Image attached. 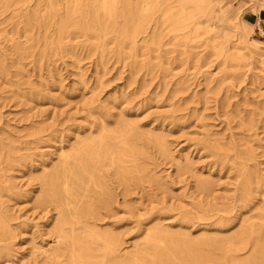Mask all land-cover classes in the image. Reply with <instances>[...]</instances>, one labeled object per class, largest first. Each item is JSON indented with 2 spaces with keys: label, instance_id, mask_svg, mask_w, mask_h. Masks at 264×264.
Wrapping results in <instances>:
<instances>
[{
  "label": "rangeland",
  "instance_id": "obj_1",
  "mask_svg": "<svg viewBox=\"0 0 264 264\" xmlns=\"http://www.w3.org/2000/svg\"><path fill=\"white\" fill-rule=\"evenodd\" d=\"M68 1L55 0L50 14L48 0H0V12L4 3L10 4L0 15L5 69L0 74V185L2 201L15 215L14 226L20 224L15 257L0 264L28 263L33 246L51 243L53 236L46 231L53 229L55 212L36 205L38 179L60 166L62 151L72 153L99 137L102 123L114 131L135 124L133 128L142 135L138 146L148 152L139 159L146 175L140 181L131 178L122 184L117 168L106 164L105 176L116 202L113 214L103 212V220L98 221L102 231L112 230L126 246L145 245L148 228L158 224L178 238L191 234L199 242L232 234L239 227L238 219L225 226L210 216L200 219L190 196L195 173L210 174L220 196L234 193V171L217 162L210 144L232 148L231 161H237L236 152L254 150L252 165L264 174V65L247 47L241 46L244 59L231 62L218 58L205 41L176 45L175 39L164 37L168 30L160 13L153 14L136 47H119L118 29L125 26L122 16L109 25L113 32L103 39L82 31L83 18L71 17L61 42L59 26L69 14ZM132 3L128 11L142 8L141 0ZM222 3L230 10L244 4L242 20L255 27L251 41L264 59V33L260 32V27L264 31V0ZM128 16L138 17L137 13ZM155 34L161 35L155 39L161 48L151 44ZM179 85L182 89L177 91ZM149 133L162 134L177 158L189 156L194 163L192 175L180 176L147 139ZM153 176H161L164 187ZM10 183L15 188L7 191L4 188ZM231 202L232 198L228 205ZM178 204L191 213L189 219L179 210L164 209ZM240 213L250 214L245 209Z\"/></svg>",
  "mask_w": 264,
  "mask_h": 264
},
{
  "label": "bare ground",
  "instance_id": "obj_2",
  "mask_svg": "<svg viewBox=\"0 0 264 264\" xmlns=\"http://www.w3.org/2000/svg\"><path fill=\"white\" fill-rule=\"evenodd\" d=\"M132 1L69 0L65 6L69 14L59 26V41L62 42L68 34L66 28L71 17L83 18L86 28L75 26L85 33H97V37L103 39L113 32L109 25L115 24L122 16L125 26L118 29L119 47H136L138 36L147 32L153 14L160 13L161 23L168 30L164 37L175 39L176 45L205 41L216 50L218 58L231 62L244 59L241 46L247 47L254 59L264 65L258 46L251 41L255 27L242 20V3L230 10L222 3L223 0H141L142 8L129 12L127 9L134 6ZM48 3L51 14L55 10V0H48ZM3 5L5 8L0 15L10 8L9 3ZM261 8L264 10V3ZM85 9L89 11L79 14ZM134 13L138 15L136 19L128 16L131 14L133 17ZM142 15H147V18L143 19ZM44 20L42 18V23ZM129 23L133 26L130 27ZM260 32L264 33L261 27ZM160 36H152L151 44L158 48H161V42L155 39ZM4 71L0 56V74ZM181 85L177 91L182 89ZM133 125L129 123L114 131L102 123L99 137L85 141L72 153L62 151L60 166H56L52 173L45 171L39 177L40 191L34 201L38 208L55 212L53 229L46 231L53 240L46 247L33 246L30 261L21 264H264V174L257 165H252L256 154L251 149L236 152L237 161H231L232 148L218 143L207 145L217 162L234 171V193L230 196H220L216 192L210 174L194 175L195 190L190 198L196 209L195 215L200 219L213 217L222 226L239 220V227L226 238H209L203 242L191 234L178 238L177 233L158 224L148 228L145 245L126 246L121 236L112 230L100 229L98 221L103 220V212L106 216L112 215L116 202L105 176L106 164L117 168L116 177L122 184H128L131 178L140 181L146 176L139 159L148 156V152L139 148L137 142L142 135L135 131ZM77 139L82 137L77 136ZM147 139L176 166L180 176L192 173L193 160L187 155L179 158L172 155L162 134L149 133ZM128 164L132 167L129 168ZM152 179L160 188L164 187L161 176H153ZM13 188L15 186L10 183L4 189L11 191ZM231 198L234 204L228 205ZM222 199L225 202L221 205ZM163 203L166 204L165 201ZM164 209L170 212L179 210L186 219L191 215L179 204ZM244 209L250 214L240 213ZM238 212L239 218L236 216ZM14 216L2 201L0 185V260L5 263L15 257L14 242L20 224L14 226ZM216 251L220 253L217 255Z\"/></svg>",
  "mask_w": 264,
  "mask_h": 264
}]
</instances>
